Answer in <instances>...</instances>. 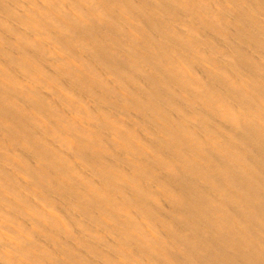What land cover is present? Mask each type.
<instances>
[{
	"label": "bare ground",
	"instance_id": "6f19581e",
	"mask_svg": "<svg viewBox=\"0 0 264 264\" xmlns=\"http://www.w3.org/2000/svg\"><path fill=\"white\" fill-rule=\"evenodd\" d=\"M0 264H264V0H0Z\"/></svg>",
	"mask_w": 264,
	"mask_h": 264
}]
</instances>
